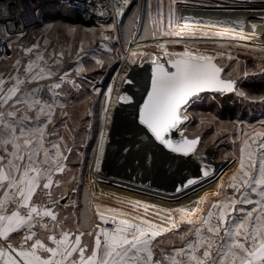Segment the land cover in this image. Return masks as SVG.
Instances as JSON below:
<instances>
[{
	"label": "snow or ice",
	"instance_id": "6c2138e0",
	"mask_svg": "<svg viewBox=\"0 0 264 264\" xmlns=\"http://www.w3.org/2000/svg\"><path fill=\"white\" fill-rule=\"evenodd\" d=\"M132 7L135 11H131ZM128 11H131L128 23H121ZM97 12L101 18L113 17L110 24L101 22L99 26L101 53L89 52L82 41L73 57L70 46L60 51L49 50L46 34L28 41L27 34L17 32L11 23L0 27V43L6 50L17 52L11 65L16 74L9 73L7 80L0 74V264H264V121L259 127L240 128L237 167L227 181L223 175L217 176L215 168L201 154L198 147L201 135H186L194 118H199L198 130L217 123L215 116L197 113L195 106L205 99L215 100L232 93L249 99L238 87V80L257 74L245 69L240 75L238 61L226 72L229 64L220 62L225 53L212 54L201 45L215 43L216 38L252 39L256 36V25L246 35L230 26L192 23L187 18L181 24L174 19L171 9L165 14L163 0H158L155 11L152 0L135 5L133 0H105L94 8V14ZM0 16H10L7 5L0 9ZM76 30L75 26H69L66 32L72 35ZM83 30L95 34L96 28ZM109 31L113 34H105ZM113 42L120 43L121 49L111 47ZM176 44H181L183 50H168L169 45ZM153 47L159 48L162 55L143 51ZM114 52L116 56L112 55ZM65 54L74 58L77 67L73 71L81 80L86 71L81 63L85 57L94 59L99 68L111 67L117 59L122 61L106 91L98 86L102 81H88L93 97L100 102L98 138L88 163L89 171H101L110 141L115 82L135 87V73L147 63L150 68L146 98L135 107L129 129L133 138L121 145L122 154H132L139 143L135 136L143 133L166 153L173 154L172 161L180 160L177 174L184 171L181 158L197 159L198 174L174 181L172 195L194 185L203 186L205 178L219 179L213 194L217 199L207 210L200 206L207 194L194 202L195 207L173 209L139 200L123 201L134 210L128 212L93 204L86 193L85 206L79 215L75 211L71 217L62 215L69 203L74 207L76 204L68 196L66 186L72 185L71 191L75 193L76 186L82 183L75 174L80 169L69 166V156L76 146L71 134L75 128L70 129L67 122L57 127L55 119L58 109L61 116H67L66 104L59 99L64 94L62 89L67 85L80 91L82 87L72 73L61 74ZM0 59L6 60L7 56ZM25 59L27 62L23 63ZM226 59L230 62L236 58L228 53ZM257 67L264 74V66ZM41 81L50 82L42 85ZM33 84L37 86L29 87ZM45 87L50 99L42 95ZM118 100L125 105L133 104V96L127 93L119 95ZM87 115L94 114L89 110ZM229 123L232 129L240 124ZM224 124L220 122V130H228ZM93 132V123L89 121L81 147H87ZM174 133H178V139ZM236 138L233 137L234 141ZM76 155L83 166L84 153L77 151ZM148 158L145 152L144 159ZM132 179L135 183V178ZM66 196L68 201L61 203ZM90 213L98 222H90ZM70 219L75 221L72 227L68 225ZM184 224L190 227L180 233L178 229ZM168 233L171 236H165ZM176 236L183 245H173L169 252L161 248V257L157 258L154 249L171 243ZM159 237L164 239L158 240Z\"/></svg>",
	"mask_w": 264,
	"mask_h": 264
},
{
	"label": "rangeland",
	"instance_id": "374dc122",
	"mask_svg": "<svg viewBox=\"0 0 264 264\" xmlns=\"http://www.w3.org/2000/svg\"><path fill=\"white\" fill-rule=\"evenodd\" d=\"M143 2L144 0H134L133 5H135L136 3L143 4ZM152 3L153 9L155 11L158 4V0H152ZM163 7L165 10V14H167L168 10L171 9L174 19L178 20L181 24L186 18L189 20V22L201 24L202 22L206 21L208 17L214 16V14L216 15L217 13L222 12V16H224V14H226L227 12H232L236 10L250 9L264 14V10H262L264 9V2H262V0H254L253 3H247L246 0H163ZM47 8L49 9L43 12V23L41 24V26L36 27L30 33H28L26 36V40L32 41L34 38H40L43 34H46L47 38L50 40L49 50L55 48L57 51H60L61 48L67 49L70 46L73 52V57L75 51L78 49L82 41L87 45V50L89 52H102L100 40L101 33L99 27L100 25L79 21V19L76 17V14L67 7H57L52 4L49 5ZM131 11H135V8L132 7ZM131 11L125 13V16L122 19L121 23H128V17L131 15ZM221 19L222 18H218V22H224V20ZM227 22L230 21L228 20ZM69 26H75L77 29L72 35H68L66 32V29ZM85 28H96L95 34H93L92 32L85 33V31L83 30ZM244 32L246 35H250V33L248 34L246 33V31ZM105 34L112 35L113 33L109 31L105 32ZM256 37L258 36H255L252 39H246L244 41H227L216 38L215 43H209L206 46L201 45L202 48L206 47V49L212 54H216L219 52L225 53L224 58L220 62L229 64L228 71H231L232 65L236 64V62L238 61V73L240 75H242V72L245 69H247L250 73L253 71L257 72V74L254 76L250 75L247 78L241 79L240 90L244 91L245 94L249 97V99L247 100L244 99L242 104L245 105L247 108V112L246 114H244V118L238 117L239 119H237L236 117L226 118L220 116L218 113L220 109L218 101L215 99L213 101L214 104H212L211 99H205L200 104L195 106V110L197 113H201L206 117L215 116L217 118V123L212 124L211 126H202L198 130L196 125L199 124V118H194L190 122V126L188 128L187 134L189 135L192 133H204L203 142L200 147L201 152L206 151L210 147V145L214 144V146L217 148V152L214 158L215 162H221L225 159H228L225 164H222V166L215 163L213 160L210 161L211 165L214 168L220 169V172L217 174V176L223 175V179L225 181H227L229 176L237 167L236 163L233 170L230 171V167L234 163V160L236 161L235 157L238 156V149L240 146L238 136L240 128L242 127L245 130H248L250 126L259 127L260 123L264 121V114L260 113V109L264 107V96L259 97L251 93L247 94L245 91L246 86L252 85L254 83L261 82V84H264V74H260L258 72L257 67L258 65L264 66V39L262 37ZM148 42L152 43L151 41ZM161 42H163V40H161ZM103 43L108 42L105 41ZM221 44L224 45L223 48L220 47ZM110 46L114 49H121V44L117 42H113ZM133 46L135 47V45ZM168 50L182 51L183 46L181 44L169 45ZM143 51L151 53L153 55L158 53L162 55L161 50L156 47L150 49H143ZM228 53H231V55H233L236 59L230 62L227 61L226 56ZM112 55L116 56L117 53L114 52ZM73 57H68L67 54H65L61 74L63 73V71H68L72 73V78L76 79L77 83H81L82 87L80 91H77L71 88V86L67 85L62 89L64 94L59 97V99L61 100V102L66 104V108L64 109V111L67 112V116H61L60 110L58 109L55 118L57 127H60L61 124L67 122L70 129L75 128V132L71 134L75 136L76 146L74 147L73 152L69 156V166L73 169H80V171L75 174L78 176V178L82 179V183L76 186L77 191L75 193L71 191L72 185H67L66 187L68 188V193H71L73 198L78 200H85V194L87 193V198L90 199L91 197L93 200V204L98 203L103 207H115L122 211L128 212H133L134 210L131 208L130 205L122 203L123 201L139 200L142 203L155 205L158 208L173 209L179 208L177 202H174V200L161 199L178 198L177 200H179L180 197L194 196L195 199L193 200L191 198L189 202L192 204V207H195L196 205L194 202L199 201L201 197H204L207 194V199L204 201V203L200 205L202 208L207 210L210 207V204L212 202H215L217 199V197H215L213 194L217 191V185L220 183L219 179L213 181L211 180V178H207L202 181L203 186H201L200 184L194 185L191 188L186 189L185 192H181L173 196L172 193H168L166 195H158L156 194V192L151 193L140 189L136 190L131 186H128L129 184L126 179L117 178L116 181L112 182V180L110 179L98 178L96 172L95 175L92 173V171H89L88 163L92 159V149L95 147L98 138V129L100 124V102L98 99L93 97L92 89L90 86H88V81H102V83L98 86L101 87L102 90L106 91L107 86L112 83V77L115 75V72L120 68V64L122 63V61L117 59L111 64V67H107L106 65L105 68H99L95 66L94 59L85 57L81 63L85 67L86 71L82 74L83 80H81L80 77L75 76V73L73 71V69L77 67V64ZM97 58L104 59L105 57L98 56ZM15 59L12 61L0 62V74H3L4 78H6V76L9 74L10 69L12 68L11 65L14 63ZM23 62H27V60L25 59ZM93 68L94 70H90ZM49 82L50 81H41L40 84L47 85ZM34 86L37 85H29V87ZM125 86L126 92L127 90H130L132 88L130 85ZM125 86H122L120 84V81L117 80L114 84L115 90L113 92V97L115 98L116 96L124 92ZM42 95L45 99L51 98L46 87ZM100 99H102V96ZM111 103L113 114L116 110L118 112L121 109L119 106L116 105L114 100L111 101ZM123 107L121 111L124 110ZM89 110H91L94 114L91 117L87 115ZM89 121L93 123V138L87 141V147H81V142L83 140L84 134L87 131V124ZM232 121H239L240 124L236 125L235 129H232L231 124L229 123ZM220 122H225L224 128L228 130H220ZM124 126V122L121 123L118 134H121V132L125 128ZM218 131L219 134L217 135ZM62 134L65 136L69 135V133L63 132ZM234 136L237 137L235 141L233 139ZM213 137H215V143H213ZM69 143L71 144L72 141H69ZM77 151L84 153L83 166L79 164V158L76 155ZM114 159H118V161L120 160V167H122L125 171H131V174L134 171L139 174V172L144 170L143 167L145 169L147 168L145 166H147L146 164H148V162H146L140 157L127 158L124 156L120 157V159ZM156 164L157 163L155 162L153 163V165H151L153 167L152 169H147L149 171H152L149 172L150 176L149 178L147 177L149 180L146 181L149 182L150 180H152L154 185L157 182L161 184V180H167V186H175L174 181H179L182 176L187 175V173L177 174L176 168H174L175 171H172L173 168L171 170L169 166L164 165L161 162H158L157 165ZM130 165L133 167H131ZM120 167H117V169H119ZM148 168L151 167L149 166ZM196 169H194L193 171H195ZM193 171L191 172L193 173ZM154 180L156 182H154ZM109 188H114L116 193L111 194L112 191H108ZM147 188L156 190L154 187ZM207 189L209 191L202 195L201 192ZM230 191L231 190H229V192ZM197 193H199L201 196L196 195ZM140 212L142 213L143 209H141ZM149 215L151 216V210L149 212ZM188 227L190 226H188L187 224L181 225L178 231L180 233H183ZM180 242L181 241L179 240L178 236L172 238V243L174 245L179 244Z\"/></svg>",
	"mask_w": 264,
	"mask_h": 264
},
{
	"label": "bare ground",
	"instance_id": "6f19581e",
	"mask_svg": "<svg viewBox=\"0 0 264 264\" xmlns=\"http://www.w3.org/2000/svg\"><path fill=\"white\" fill-rule=\"evenodd\" d=\"M220 16H222V12L221 13H217L216 15L214 14V16L208 17L207 20L202 22L201 24L226 25V26H230V27L235 28L237 31H240V30L246 31V33H248V34L249 33L251 34L253 32V25H256V29H255L256 36L262 37L264 39V14H262L261 12L253 11V10H250V9L249 10H236V11H232V12H227L222 17H220ZM218 18H222L224 20V22H218V20H217ZM228 20L230 22H227ZM258 37H256V38H258ZM132 47H134V46H132ZM145 69H146V67L144 69H139V71H137V73H135L136 82H138L139 76L141 75L142 72H144ZM120 84L122 86L126 85V84H122L121 82H120ZM132 89H133V87L130 90H127V92H126V86H125V91L122 92L121 94L127 93V94L131 95ZM118 96H116L114 98L113 94H112L111 101L114 100L116 105L119 106L122 109L124 104L119 102ZM123 108H124L123 111H121V109H120L117 112V110H116L115 113L113 114V126H112V128L110 130V133H109L110 141L106 145V152H105L104 160H103V162L101 164V171L99 173L96 172L97 175H98V178L110 179V180H112V182L116 181L117 178L126 179L128 181V184H129L128 186H131L132 188H134L136 190L140 189V190L148 191V192H151V193L156 192V194H158V195H166L168 193H174L175 186H167V183H168V182H166L167 180L166 181L161 180L162 181L161 184H159L157 182L155 185L153 184L152 180H150L149 182L146 181V180H149L148 179L149 176H150L149 172L152 171V170L149 171L147 169H152L153 167L151 165H153V163H155V162L158 164L157 161H153V160L148 161V164H146L147 166H145V167H147L146 169L143 167L144 170L139 172V174L137 172H135V171L132 172V174H131L130 173L131 171H125L122 167H120V165H119L120 160L118 161V159H114V158H119L120 159L121 156L117 157V156H112L111 155L110 152L112 151V148H111L112 145L115 142L119 143V142H121V140L124 139V137L121 136L122 133L118 134V131H119L121 123L124 122L122 120H124V118L127 117L126 115H127L128 111H129V105H124ZM124 116H126V117H124ZM117 135H118V137H117ZM122 157H124V156H122ZM125 157H127V158L136 157L137 158L138 156L127 155ZM208 161L210 162V161H212V159H210ZM149 166L151 168H148ZM221 166H222V164H221ZM117 167H120V168L117 169ZM131 167H133V166H131ZM172 168H173V170H172ZM198 169L199 168H197L195 171H193V173L191 172L189 176L197 175L198 174V171H197ZM132 170H134V169H132ZM171 170L175 171L173 166L171 167ZM215 170H216V174H218L220 172L219 168L218 169L215 168ZM92 173L96 175L94 170H92ZM147 174H149V175H147ZM132 178H135V183L133 182ZM154 178H155V176H154ZM205 179H207V178H205ZM154 182H156V181L154 180ZM145 185H147V187H154L157 191L154 190V189H150V188L144 187ZM108 191H112L111 194L116 193L114 188H109ZM207 191H209V190L208 189L204 190L203 192H201V194L204 195ZM196 195L201 196L199 193H197ZM191 198L193 200L195 199L194 196L193 197L184 196V197H180L179 200H177L178 198H164V199H161V200H174V202L178 203L179 207H185V206L192 207V204L189 202L191 200ZM189 204H191V205H189Z\"/></svg>",
	"mask_w": 264,
	"mask_h": 264
},
{
	"label": "built area",
	"instance_id": "2783aa9c",
	"mask_svg": "<svg viewBox=\"0 0 264 264\" xmlns=\"http://www.w3.org/2000/svg\"><path fill=\"white\" fill-rule=\"evenodd\" d=\"M89 3L91 6H88ZM98 3L103 5L105 0H0V9L7 5L10 10L8 18L0 16V27L11 23L15 26L17 32L22 30L28 34L31 29L43 23V12L48 10L47 7L52 4L57 7H67L74 13L80 14L81 19L86 23L100 25L103 22L105 25L110 24L113 19L112 16L101 18L99 12L94 14V8L97 7ZM100 11H103V9H100ZM4 56H7V59H0V62L12 61L16 57V52L6 50L4 44L0 43V57ZM9 73L16 74L12 68ZM8 75L5 78L6 80Z\"/></svg>",
	"mask_w": 264,
	"mask_h": 264
},
{
	"label": "water",
	"instance_id": "95a60500",
	"mask_svg": "<svg viewBox=\"0 0 264 264\" xmlns=\"http://www.w3.org/2000/svg\"><path fill=\"white\" fill-rule=\"evenodd\" d=\"M145 67L146 69L139 76L138 82H136V86L133 87L132 89L131 95L133 96V104L129 105V111L126 115L127 117L124 120L125 128L121 132L122 133L121 136H123L124 139L121 140V142L119 143L115 142L112 145L111 147L112 151L110 152L112 156H117V157L125 156L124 154H122L121 145L128 143V141L133 138L132 133L129 131V129L132 127V115L134 113L135 107L138 104L142 103V101L146 98L145 97L146 81L149 75V72L147 71V69L150 68V65L146 63ZM225 71L227 72L228 68ZM240 84H241V79L238 80L239 88H240ZM231 95L236 96L235 93H232V94H225L224 96H222V98L226 96H231ZM173 135H174V138L176 139L179 138L178 133H174ZM186 135H189V134L186 133ZM199 135H201L202 137V140H201V145H202L204 133H200ZM135 139L139 141V143L138 145L133 147L132 154H130L131 156L134 155V156H138V158L141 157L142 159H144V153L147 152L149 155V158L144 159L146 162L153 160V161L161 162L164 165L169 166L170 168L173 166L174 168L177 169V164L180 163V160L172 161L170 157L173 154L166 153V150H162L160 146L154 144L153 141L148 138V136H145L143 133H139V135L135 136ZM201 145L198 147L200 148ZM216 152H217V148L214 146V144H212L206 151L201 152V154L204 155L207 160L212 159L215 162L214 158H215ZM137 153H139V155H137ZM181 159H183L184 161L183 163L184 171L181 172L182 174L187 173V175H189L191 171L200 167V161H198L195 158H181ZM226 161L227 159L221 162H215V163L221 165V164H225Z\"/></svg>",
	"mask_w": 264,
	"mask_h": 264
},
{
	"label": "trees",
	"instance_id": "16d2710c",
	"mask_svg": "<svg viewBox=\"0 0 264 264\" xmlns=\"http://www.w3.org/2000/svg\"><path fill=\"white\" fill-rule=\"evenodd\" d=\"M75 14H76V17L79 19V21L84 22L81 19L80 14H77V13H75ZM84 23H86V22H84ZM39 26H41V25H38L36 27H39ZM35 28H33V29H35ZM33 29H31L30 32ZM245 91L247 94L251 93V94H253L255 96H259V97L264 96V84H261V82L254 83L252 85L246 86ZM205 95L207 96L208 94H205ZM216 100L218 101V104H219L220 109H219L218 113L220 116H223L226 118L236 117L237 119H239L238 117L244 118V114H246V112H247L246 106L242 105L244 98L231 95V96H226L224 98L217 96ZM213 101L214 100L211 99L212 104H214ZM261 110H264V107H262L260 109V113L264 114V111H261ZM257 112H259V111H257Z\"/></svg>",
	"mask_w": 264,
	"mask_h": 264
},
{
	"label": "crops",
	"instance_id": "0c3cea01",
	"mask_svg": "<svg viewBox=\"0 0 264 264\" xmlns=\"http://www.w3.org/2000/svg\"><path fill=\"white\" fill-rule=\"evenodd\" d=\"M234 157H235V156H234ZM235 158H236V161L234 160V163L232 164L233 167H232V166L230 167V171L233 170V168L235 167V165H236V163H237V157H235ZM229 159H230V158H229ZM227 160H228V159H227ZM68 196H70V197H71V200H72V201H75L76 204H75V207H74L71 203H69V207L66 208V209H64V210L62 211V215H68V216L71 217L73 211H75V212L79 215V213L82 212V210L84 209V206H85V200H78V199H75V198H73V196H72L71 193H68ZM68 196H66L65 201H62L61 203H65V202H67V201H68ZM89 200H91L92 203H93V200H92L91 197H90ZM247 207H251V206H247ZM89 215L92 217L91 220H90L91 223L98 222V219H97L94 215H92L91 213H90ZM74 222H75L74 219H70V220L68 221V225H69L70 227H72V226H74ZM165 236H171V234L168 233V234H165ZM157 239H158V240H159V239H164V237H159V238H157ZM173 245H174V244L171 242V243H165L164 245L155 248L154 251H155V254H156L157 258H160V257H161V248H163L165 252H169V251L172 249ZM182 245H183V242L181 241L179 244H176L175 246H176V247H179V246H182Z\"/></svg>",
	"mask_w": 264,
	"mask_h": 264
}]
</instances>
